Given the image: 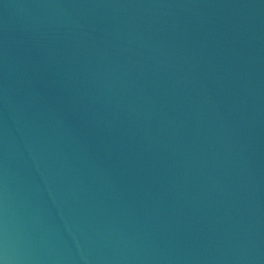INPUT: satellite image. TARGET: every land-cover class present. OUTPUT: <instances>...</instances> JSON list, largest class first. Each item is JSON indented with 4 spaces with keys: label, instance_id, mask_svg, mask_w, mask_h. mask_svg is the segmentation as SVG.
<instances>
[{
    "label": "water",
    "instance_id": "95a60500",
    "mask_svg": "<svg viewBox=\"0 0 264 264\" xmlns=\"http://www.w3.org/2000/svg\"><path fill=\"white\" fill-rule=\"evenodd\" d=\"M0 264H264V0H0Z\"/></svg>",
    "mask_w": 264,
    "mask_h": 264
}]
</instances>
